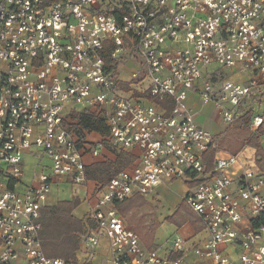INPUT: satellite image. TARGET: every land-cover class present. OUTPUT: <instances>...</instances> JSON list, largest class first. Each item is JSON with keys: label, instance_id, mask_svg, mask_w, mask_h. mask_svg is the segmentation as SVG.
<instances>
[{"label": "built area", "instance_id": "obj_1", "mask_svg": "<svg viewBox=\"0 0 264 264\" xmlns=\"http://www.w3.org/2000/svg\"><path fill=\"white\" fill-rule=\"evenodd\" d=\"M192 95L227 127L250 113V131L264 130V0H0V264H82L45 255L40 211L56 178L83 184L86 158L114 149L133 162L99 187L87 250L105 237L108 264H264L256 151L220 150ZM33 151L50 165L24 185ZM178 180L206 237L149 250L117 205Z\"/></svg>", "mask_w": 264, "mask_h": 264}, {"label": "trees", "instance_id": "obj_2", "mask_svg": "<svg viewBox=\"0 0 264 264\" xmlns=\"http://www.w3.org/2000/svg\"><path fill=\"white\" fill-rule=\"evenodd\" d=\"M73 119L77 120L78 124L85 130L98 132L102 136H105L108 133L102 118H96L93 115L79 113L74 114ZM250 124L251 114L248 113L227 127L224 134L217 139L218 148L231 155H237L245 148L255 149L258 158L257 164L260 169L264 171V148L262 145L264 130L259 129V131L254 134L250 131ZM111 153L115 158L114 162L108 160L104 162H97L86 167V180L95 181L98 184L105 186L121 171L127 169L133 162V157L123 151L114 149ZM214 157L215 150H209L205 157V165L208 172L213 169ZM79 205L80 201L76 199L71 202H60L56 206L44 207L41 209L40 237L44 253L48 258H61L68 261L75 258V254L79 246V239L77 235L81 234L84 229L83 222L72 216L74 210ZM143 208L151 209L147 202L139 196H135L134 198L117 205V209L123 218H125L128 222L131 221V225L134 229L136 228L134 227L136 222L139 227H146V223H144L145 219L136 217L138 211ZM168 221L174 223L178 228H182L186 224H191L195 232H200L202 230L200 220L188 208L185 201L180 204L174 215L168 218ZM254 225L258 226L259 223L257 222ZM146 243L149 250H155L150 243L147 241ZM144 245L146 246L145 243ZM179 258H181V254H174L171 257V259L174 260Z\"/></svg>", "mask_w": 264, "mask_h": 264}, {"label": "crops", "instance_id": "obj_3", "mask_svg": "<svg viewBox=\"0 0 264 264\" xmlns=\"http://www.w3.org/2000/svg\"><path fill=\"white\" fill-rule=\"evenodd\" d=\"M190 104L193 110L195 112H198L197 121L199 125L206 130H212L214 128V124L218 123L217 120L216 122L212 120V118L201 120L202 117L200 116V114L204 111V109H207L208 106L202 107L196 95L191 96ZM215 135L217 136L218 134ZM253 150L254 152L256 151L255 149ZM108 160L114 162L115 158L113 157L112 153L105 152L103 156L97 159L87 157L86 164L88 167L94 163L104 162ZM49 165V160L40 157L36 151L27 152L24 156L25 175L23 184L27 185L31 182L34 172H40L41 170H43V168L45 169V171H47L46 168ZM101 186L102 185L98 184L97 182L90 180H86V182L83 184H75L69 177L56 178V181L52 186L51 193L44 206L52 207L56 206L60 202H71L76 199L80 201V205L74 210L72 216L83 222L84 229L81 234L77 235L79 239V246L75 254V258L72 261H76L82 264H108V260L110 259L108 241L105 237L100 238V245L94 250H87L84 246V239L87 231L94 227L92 222L89 221V212L91 207L98 199V189ZM191 187L192 186L190 184H186L185 182L178 180L171 184L158 187L153 192V194H151V196L156 202L167 204L171 201V204H169V207L167 209L172 211V215L178 209L181 202L184 201V198L190 191ZM172 188H176L178 192H180V197L175 195L176 198H173L171 200V198L174 197L171 191ZM185 230L186 233L184 234V239L189 240L190 242H198L206 237L203 231V226L200 232H195L191 224H186L179 230L176 228V231L178 232H182ZM162 250L164 252H168L169 247H165ZM227 251V253H230L232 257L235 258L237 256L235 251L230 249H228ZM190 258L193 259V256L191 255Z\"/></svg>", "mask_w": 264, "mask_h": 264}, {"label": "rangeland", "instance_id": "obj_4", "mask_svg": "<svg viewBox=\"0 0 264 264\" xmlns=\"http://www.w3.org/2000/svg\"><path fill=\"white\" fill-rule=\"evenodd\" d=\"M200 116L202 117L201 120L211 119V118L215 122L217 120L218 123L214 124V128L212 130H209L213 134H218L217 139H219V137H221L224 134L225 130L227 129V125H225L222 121L219 120L218 113L212 106H208L207 109H204V111L200 114ZM253 156H254L253 149H245L242 151L241 154V158L244 157L252 158ZM175 189L176 188H172L171 190L174 196L171 198V200L173 198H176L175 195L180 197L179 195L180 192H178V190ZM139 197L143 198L152 209L151 211V209L149 208H143L140 211H138V213L136 214V217H139L140 219L142 218L145 219L144 223H146V227L145 228L139 227L138 223L136 222L134 227H136L137 229L136 228L134 229L131 225V221L128 222L125 218L124 219L127 222V225L128 226L130 225L129 227H131V229L134 230L139 235L142 243L146 244L147 247L146 246L145 247L147 249H148V245L146 241L151 244L153 249H158V248L164 249L165 247H171L176 239H184V234L186 233V230L182 232L181 231L178 232L176 231V228L178 230L180 228H178L174 223L168 221V218L172 217L174 213L178 210L177 209L171 215L172 211L167 209L169 207V204H171L170 200L169 203L165 204V203L156 202L155 200H153V197L151 195L139 196Z\"/></svg>", "mask_w": 264, "mask_h": 264}]
</instances>
